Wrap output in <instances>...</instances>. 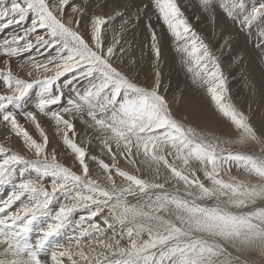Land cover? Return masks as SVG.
<instances>
[{"label": "snow or ice", "instance_id": "obj_1", "mask_svg": "<svg viewBox=\"0 0 264 264\" xmlns=\"http://www.w3.org/2000/svg\"><path fill=\"white\" fill-rule=\"evenodd\" d=\"M199 5L220 9L249 36L255 28L264 53V0ZM109 6L0 5V29L31 20L22 34L0 39V129L2 139L17 141L15 149L0 143V185L11 186L0 199V264H264V116L254 123V114L225 98L220 65L176 0L137 6V23L148 17L151 83L124 60L120 32L109 42ZM129 26L124 20L121 32ZM165 38L193 82L207 86L227 133L193 127L173 111L159 70ZM34 49L56 54L43 61L29 55L27 75L14 74L11 58ZM70 228L67 244L42 258L50 238Z\"/></svg>", "mask_w": 264, "mask_h": 264}, {"label": "rangeland", "instance_id": "obj_2", "mask_svg": "<svg viewBox=\"0 0 264 264\" xmlns=\"http://www.w3.org/2000/svg\"><path fill=\"white\" fill-rule=\"evenodd\" d=\"M146 2L147 0H114V2L110 0V6L103 9V11L106 15L113 17L112 22L108 25L109 42H111L114 32H120L121 46L125 49L124 60L129 64H131V61H137L134 67L140 70L139 80L151 83L156 69L153 63L155 57L151 51L150 39L145 27L148 17L142 15L138 23L135 19L137 6H142ZM176 3L180 7L184 18L189 20L200 40L208 46L212 56L220 65L227 88L225 98L241 108L246 114H254V123L259 124L260 117L264 116V53H261L255 47L256 37L254 33L256 29L254 28L253 35L249 36L247 32L240 30L239 25L227 21L220 9L217 8L214 14L204 12L199 5V0H176ZM9 4L10 0H0L2 6H8ZM116 13H122L123 15L117 16ZM148 15H151V12ZM127 19H131L132 24L135 26H129L121 32V24ZM30 23L29 18L19 24L13 23L6 29H0V39L13 33L22 34L23 29L30 26ZM152 23H156L155 17H152ZM49 52L51 55L56 54L54 50L46 52L44 49L39 51L34 49L31 53L11 58L10 63L14 74L25 77L29 71L28 66L25 64L27 57L30 55L37 61H43L47 58ZM118 55H120L119 52ZM161 56L159 70L163 73V83L168 89L167 94L169 99L173 101V111L177 116H188L189 123L198 129H211L218 134L227 133L228 130L225 126L216 120L214 105L210 94L207 92V86L193 82L191 74L186 71L181 55L175 51L173 43L167 38L162 42ZM3 59L4 57L0 56V64H2ZM117 62L119 63V61ZM40 75L43 76L44 73L41 72ZM36 91L38 89L32 91L31 95L33 97ZM78 126L79 123L77 128ZM78 130L83 131L80 126ZM47 132L51 139L52 145L50 144V147H56L58 137L54 134V127H47ZM6 135L7 133L0 129V143L15 149L17 141L15 138L10 141L2 139ZM254 151L257 155L260 154L258 146ZM233 174H235V169H233ZM32 175L34 176L35 173H32ZM45 181L50 182L49 178H45ZM9 191H11V186L0 185V199L6 198ZM15 207H19V203ZM69 234H71V228L66 231L64 236L50 238L42 258L50 260L54 246L67 244L65 236ZM35 237V233L31 234L30 241H34Z\"/></svg>", "mask_w": 264, "mask_h": 264}, {"label": "bare ground", "instance_id": "obj_3", "mask_svg": "<svg viewBox=\"0 0 264 264\" xmlns=\"http://www.w3.org/2000/svg\"><path fill=\"white\" fill-rule=\"evenodd\" d=\"M120 24V23H119ZM219 26V25H218ZM204 27V26H203ZM214 28V27H213ZM114 32V31H113ZM112 35V34H111ZM110 38V37H109ZM219 39V38H218ZM144 41V40H143ZM217 41V40H216ZM136 46V44H135ZM221 47V46H220ZM138 50V49H137ZM240 51V50H239ZM138 54V53H137ZM253 54V53H252ZM129 55V54H128ZM148 55V54H147ZM146 56V55H145ZM226 56V55H225ZM141 57H144V56H141ZM162 57V56H161ZM178 57V56H177ZM236 57V56H235ZM225 58V57H224ZM228 58H229V55H228ZM25 60V59H24ZM135 60V59H134ZM230 60V59H229ZM140 61V60H139ZM227 61V60H226ZM18 62V61H17ZM137 62V61H136ZM140 63V62H139ZM19 66V65H18ZM248 66V65H247ZM249 67V66H248ZM255 67V66H254ZM256 68V67H255ZM254 69V68H253ZM244 70V69H243ZM226 71V70H225ZM256 71V70H255ZM232 73V72H231ZM248 73V72H247ZM250 73V72H249ZM255 73V72H254ZM249 75V74H248ZM251 76V74H250ZM255 76V75H254ZM238 82V81H237ZM236 84V83H235ZM238 86V85H237ZM204 99V98H203ZM200 105V104H199ZM80 126V125H79ZM78 126V128H79ZM81 127V126H80ZM1 139V138H0ZM52 145V144H51ZM55 147V146H54ZM67 231V230H66Z\"/></svg>", "mask_w": 264, "mask_h": 264}]
</instances>
